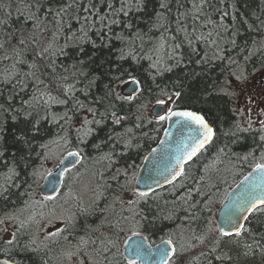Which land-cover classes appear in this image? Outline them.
Masks as SVG:
<instances>
[{
  "label": "trees",
  "instance_id": "1",
  "mask_svg": "<svg viewBox=\"0 0 264 264\" xmlns=\"http://www.w3.org/2000/svg\"><path fill=\"white\" fill-rule=\"evenodd\" d=\"M262 68L264 0H0V224L60 205L68 180L32 205L55 153L82 155L70 188L89 182L87 195L70 196L57 240L35 245L20 221L16 238L0 237V256L64 264L59 253L94 242L92 263L128 264L122 239L137 230L173 242L167 264H264V204L239 234H220L214 214L264 163V120L242 126L224 90L232 74ZM126 79L139 82L131 96L115 88ZM164 99L201 112L215 133L174 182L139 192L135 173L165 124L146 107Z\"/></svg>",
  "mask_w": 264,
  "mask_h": 264
},
{
  "label": "water",
  "instance_id": "2",
  "mask_svg": "<svg viewBox=\"0 0 264 264\" xmlns=\"http://www.w3.org/2000/svg\"><path fill=\"white\" fill-rule=\"evenodd\" d=\"M130 87L131 89L137 88V82L133 80ZM152 109L155 114L159 115L165 108L163 104H158ZM177 112L192 111L185 108H172L166 114L167 118L161 137L147 152L137 170L133 186L138 191H153V189L162 188L173 182L180 176L185 163L211 140L212 131L210 138L203 143V147H199V144L204 141L205 129L195 121L170 114ZM193 113L201 116L209 127L200 113L194 111ZM193 149H196V152L191 155ZM77 159L76 153L66 154L58 168L44 176L39 190L47 195H54L58 192L63 182L62 171L65 166L74 164ZM237 182L227 192L228 194L215 213L217 226L223 235H232L240 231L249 213L255 207L264 204L261 203L264 201V168L252 167ZM122 252L125 260L129 262L167 264L175 250L172 241L168 238L151 243L145 234L133 232L125 236ZM0 264L19 263L8 257L0 256Z\"/></svg>",
  "mask_w": 264,
  "mask_h": 264
},
{
  "label": "rangeland",
  "instance_id": "3",
  "mask_svg": "<svg viewBox=\"0 0 264 264\" xmlns=\"http://www.w3.org/2000/svg\"><path fill=\"white\" fill-rule=\"evenodd\" d=\"M256 73V72H254ZM245 77L242 73V76L235 73L229 76L224 85V90L228 91L232 96V105L234 106V111L236 115L239 117L240 124L242 126H259L261 122L264 120V68L257 70V73L254 77H248L246 80L243 79ZM164 104L170 103V99L160 100ZM160 102H150L146 109L147 115L155 117L151 112L152 105ZM167 109L168 106L166 107ZM87 113H84L80 120H76V124H82ZM161 117V116H156ZM64 154V153H63ZM58 155L55 153L52 158L47 159L43 164V176L53 170L56 163L60 160L62 155ZM73 175L70 174L68 176V181L65 184V192L61 193L58 197L55 198L56 201L60 203L57 207H52L49 210H28L26 212V216L22 218V212L18 213L17 217L4 218L1 221L0 229H5L4 237L12 238L11 232L15 231V226H18V222H22L24 226L31 227L33 230L34 241L39 244H45L46 241L54 239L56 234L58 233V227L65 223L69 218H72L73 212L71 210L72 201L70 196L74 197L76 195H80L82 193L87 195L86 188L89 186L88 179L81 180V182H76L72 188H70V179H72ZM42 181V180H41ZM74 183V182H73ZM40 183L35 188V192L33 194L32 205L36 203H44V200L48 196H43L39 189ZM61 206V207H59ZM33 207V206H32ZM216 226V224H215ZM57 227L56 230H54ZM218 230V228H217ZM59 234V233H58ZM77 247H74L72 252L76 253ZM70 252L69 250L65 253ZM64 264H67L64 262ZM69 264H81V261L76 257H70Z\"/></svg>",
  "mask_w": 264,
  "mask_h": 264
},
{
  "label": "bare ground",
  "instance_id": "4",
  "mask_svg": "<svg viewBox=\"0 0 264 264\" xmlns=\"http://www.w3.org/2000/svg\"><path fill=\"white\" fill-rule=\"evenodd\" d=\"M130 80H135V79H126V81H121L120 83H118L117 84V86L115 87L116 89H117V91H119V89H120V92L124 95V96H131V95H133L134 93H136L137 91H138V89H140V87H139V82H138V80H135L136 82H137V88H135V89H131V87H130ZM120 96V95H119ZM175 97L174 96H172V98H171V100H173ZM171 100H170V102H171ZM160 105V104H163L164 105V103L163 102H160V103H156V104H154V105H152V107H151V109L155 106V105ZM174 108H179V109H182V108H185V109H188V110H190V111H194V112H196V113H200L204 118H205V120L207 121V123H208V125H209V127L212 129V136H211V140H212V138H213V136H214V133H215V129L213 128V126L210 124V122L208 121V119L201 113V112H199V111H197L196 109H191V108H188V107H174ZM151 112H152V114L154 115V116H159L158 114H155L154 112H153V109L151 110ZM85 113H87V112H85ZM85 118H87V114H86V117ZM86 119H84V121H85ZM83 121V123L82 124H75V126H83L84 125V122ZM164 126H165V124H164ZM164 126H163V128H164ZM163 128H162V132H163ZM162 132H161V134H162ZM160 137H161V135H160ZM159 137V138H160ZM159 140V139H158ZM158 140H157V142H158ZM210 140V141H211ZM209 141V142H210ZM156 142V143H157ZM208 142V143H209ZM155 143V144H156ZM207 143V144H208ZM154 144V145H155ZM206 144V145H207ZM154 145H152V146H154ZM205 145V146H206ZM151 146V147H152ZM204 146V147H205ZM203 147V148H204ZM151 149V148H150ZM149 149V150H150ZM202 149V148H201ZM201 149L196 153V154H198L200 151H201ZM148 150V151H149ZM148 151H146V153L144 154V156H143V158L141 159V162H142V160L144 159V157H145V155L147 154V152ZM64 153V154H63ZM63 153H61V154H63L62 155V157L60 158V160L56 163V165L54 166V168H53V170H55V169H57L58 168V166L60 165V163L62 162V160L64 159V157H65V155L66 154H69V153H76V155H78V159L75 161V163L74 164H71V165H68V166H65V168H64V170L62 171V173H61V178L63 179V182H62V185H61V188L64 186V184H65V182L68 180V176L70 175V174H72V168L73 167H75V164H77L81 159H82V155L78 152V151H73V150H65V151H63ZM189 153V152H188ZM187 153V154H188ZM60 154V155H61ZM195 154V155H196ZM195 157V156H194ZM194 157H192V158H194ZM191 158V159H192ZM190 159V160H191ZM189 161V160H188ZM140 162V163H141ZM187 163V162H186ZM262 164H264V163H261V164H258V165H262ZM141 165V164H140ZM139 165V166H140ZM254 167H257V165H255ZM139 168V167H138ZM53 170H51V171H49V172H47L45 175H47L48 173H50V172H52ZM138 170V169H137ZM137 172V171H136ZM44 175V176H45ZM43 176V177H44ZM61 188H60V190H61ZM259 206H261V205H259ZM215 222H216V216H215ZM66 223H64V224H62V225H60L59 227H58V229H57V227L54 229V230H58V233L56 234V236L54 237V239H52V240H49V241H46V243L45 244H39V243H36L35 245H37V246H45L47 243H49V242H52V241H55V240H57L58 239V237H59V235H60V230L62 229V227L65 225ZM216 224V226H217V223H215ZM24 225V224H23ZM1 226V225H0ZM19 224H18V226L16 225L15 226V231L13 232H11V235H13L12 236V238H7V237H4L5 235H4V231H5V229H0V237H1V239H5V240H13L14 238H16L17 236H18V232H19ZM217 228H218V226H217ZM26 233L25 232V230H23V231H21V233ZM133 232H140V233H142L141 231H137V230H135V231H133ZM132 232V233H133ZM218 232L220 233V231H219V228H218ZM143 234V233H142ZM221 234V233H220ZM125 238V237H124ZM124 238L122 239V244H123V240H124ZM94 242H89V243H87V244H85V245H83L82 244V247H77V250H76V253H73L72 251H70V252H68V253H65V254H67V256L66 255H64V254H62V253H59L58 255H59V257H60V259L63 261V262H65V263H67V264H69V262H70V257H76L78 260H80L81 261V264H94V263H92V261L94 260L93 258H92V256L90 255V253H89V250L88 249H90V247H92V245H94L93 244ZM122 244H121V248H120V252H121V256H122V259H123V261L125 262V263H128V264H138V262H136V261H134V262H129V261H126L125 260V256H124V253L122 252ZM2 256H5V257H7L6 255H2ZM9 258V257H8ZM11 259V258H10ZM13 260V259H12ZM15 260V259H14ZM15 261H17V260H15ZM19 264H22L21 262H19V261H17Z\"/></svg>",
  "mask_w": 264,
  "mask_h": 264
},
{
  "label": "snow or ice",
  "instance_id": "5",
  "mask_svg": "<svg viewBox=\"0 0 264 264\" xmlns=\"http://www.w3.org/2000/svg\"><path fill=\"white\" fill-rule=\"evenodd\" d=\"M171 115H176L180 117L187 118L188 120L195 121L197 124L201 125L205 129V136H204V141H202L199 144V147H203V143L206 142L210 136H211V128H209L205 123L204 120L201 116L196 115L193 112H177V113H170ZM166 116H161L160 119L164 120L166 119ZM264 139V137H262ZM196 152V149H193L191 155H194ZM258 168H264V165H257ZM141 195H146V193H141ZM261 203H264V201H261ZM242 227V226H241ZM237 234H239V231H237Z\"/></svg>",
  "mask_w": 264,
  "mask_h": 264
}]
</instances>
